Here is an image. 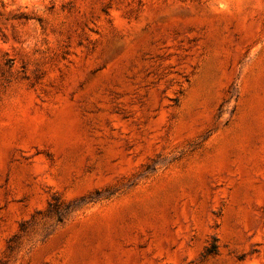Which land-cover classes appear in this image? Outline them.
<instances>
[{
	"label": "rangeland",
	"instance_id": "rangeland-1",
	"mask_svg": "<svg viewBox=\"0 0 264 264\" xmlns=\"http://www.w3.org/2000/svg\"><path fill=\"white\" fill-rule=\"evenodd\" d=\"M0 264H264V0H0Z\"/></svg>",
	"mask_w": 264,
	"mask_h": 264
},
{
	"label": "trees",
	"instance_id": "trees-1",
	"mask_svg": "<svg viewBox=\"0 0 264 264\" xmlns=\"http://www.w3.org/2000/svg\"><path fill=\"white\" fill-rule=\"evenodd\" d=\"M60 218H59V222H61L62 221V216H59ZM215 251H211L210 253L212 254V253H214Z\"/></svg>",
	"mask_w": 264,
	"mask_h": 264
}]
</instances>
